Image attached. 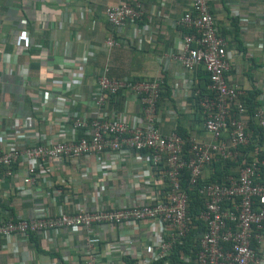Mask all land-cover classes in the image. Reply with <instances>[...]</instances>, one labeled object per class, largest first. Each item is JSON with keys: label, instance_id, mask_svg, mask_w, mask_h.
<instances>
[{"label": "built area", "instance_id": "2783aa9c", "mask_svg": "<svg viewBox=\"0 0 264 264\" xmlns=\"http://www.w3.org/2000/svg\"><path fill=\"white\" fill-rule=\"evenodd\" d=\"M262 10L264 27V0ZM142 14L140 7L130 2H120L106 9L107 20L113 28H123L130 21L142 20ZM176 25L185 32L181 39L182 49L173 54L172 59L187 72L202 66L208 73L209 81L193 78L189 88L193 89L196 109L211 140L184 137L178 129L169 135L162 134L158 117L165 85L163 76L143 80L112 77L106 67L99 74L95 90L90 97L84 98L80 88L85 78V66L93 59L94 52L90 47L80 59L70 57L69 64H63L58 70L61 77H51L48 87L40 89L30 99L46 106L51 94H58L55 101L51 100L52 110L69 116L71 133L60 130L57 136L46 138L35 131L39 127L37 119L15 121L0 128V138L8 143L0 151V169L4 176H14L18 164L26 166L23 183L28 187L22 186L20 193L25 197H42L43 192L37 193L32 187L40 179L46 180L40 172L49 162L102 155L106 160L100 168L107 170L111 169V161L119 157L136 153L142 157L146 153L150 170L159 182L157 194L151 202L138 199L118 208L96 195L93 208L73 203L68 210L54 203V211L50 207H36L33 216L28 218L3 219L0 216V249L17 236L27 238L38 233L47 236L51 231L84 232L88 233L85 264H100V254L94 244L95 237H99L93 233L94 226H134L146 220L155 232V239L148 247V259L143 258L140 264H264V258H260L252 247L253 241L260 243L264 238V94L257 96L262 104L256 107L252 116L263 137V142L253 151L256 158L248 163L241 161L237 175L228 176L227 182L206 181L205 170L214 161H235L242 157L238 147L247 146L251 137L247 130L251 116L245 100L248 91L228 80L227 73L231 69L228 40L219 32L210 0H193L191 10ZM15 37L17 45L30 55V32L20 29ZM105 45L111 49L119 46L113 37L107 39ZM15 60L13 55L6 54L10 73L15 68ZM47 66L54 70L53 61ZM180 77L185 78L184 74ZM118 94L141 103L140 112L130 121L124 119V111H104L109 98ZM67 95L70 99L66 103L67 98H61ZM79 102L97 114L89 116L73 112L72 106ZM80 129L85 131L82 136L78 135ZM226 134L229 135L227 138ZM184 171L189 173V187L198 189L204 200V206L195 218L189 214L190 196L183 186ZM103 187V184H97L95 191L99 190V194ZM198 221L204 222L205 230L195 239L196 249L190 255H183L182 259L178 256L179 262H176L177 245H184L185 239L199 227ZM22 259H25L24 254Z\"/></svg>", "mask_w": 264, "mask_h": 264}, {"label": "crops", "instance_id": "0c3cea01", "mask_svg": "<svg viewBox=\"0 0 264 264\" xmlns=\"http://www.w3.org/2000/svg\"><path fill=\"white\" fill-rule=\"evenodd\" d=\"M120 2L138 5L143 12L142 20L130 21L123 28H113L107 20L106 9ZM192 4L193 0H0V128L15 121L37 119L39 127L35 131L46 138L57 136L60 130L71 133L69 116L52 110V101L58 94H51L52 101L46 106L34 103L30 98L48 87L51 77H61L58 70L63 64H69L70 57L80 59L92 47L94 57L85 66V78L80 88L82 97H90L99 74L106 67L112 77L143 80L163 76L165 85L158 117L162 134L169 135L182 128L188 136L211 140L196 109L193 89L189 88L191 80L198 77V69L187 72L172 59V55L182 49L181 39L185 32L176 23L191 10ZM210 4L219 32L228 40L229 82L247 91L259 89V96L263 95L264 76L256 79L251 76L261 66L264 72L262 0H210ZM22 21H29L27 28L33 37L30 55L15 42ZM110 37L118 42V47L111 49L105 45ZM6 54L16 59L11 73L7 70ZM52 61L54 70L47 66ZM203 73L200 72L202 76ZM64 98L67 103L70 95L61 100ZM108 101L104 111H124L127 121L141 110L140 101L124 94ZM71 110L89 116L97 114L82 102L72 106ZM84 134L83 129L78 131L79 136ZM7 146L8 143L0 138V151ZM147 158L146 153L142 157L137 153L119 157L111 161V169L107 170L100 168L106 160L102 155L49 162L40 172L46 180L42 178L32 187L37 193L43 192L42 197H25L20 193L22 186L28 187L23 183L26 166L16 165L15 175L7 177L0 169V216L3 219L28 218L33 216L36 207L52 208L54 203L68 210L73 203L93 208L96 195L116 208L138 199L151 202L159 182L150 170ZM229 172L237 173L238 167L232 166ZM217 173L215 166L210 165L204 177L207 180ZM100 183L104 187L98 194L99 190L95 191V188ZM92 230L99 237L91 235L96 239L93 240L100 254V264H127V260L140 264L143 258L148 259V247L155 239V232L146 220L134 226L103 225L94 226ZM87 236L88 233L67 231H51L47 236L39 233L27 238L17 236L0 249V264H85ZM255 249L260 258H264V238ZM186 253L182 251L180 259ZM23 254L25 259H22Z\"/></svg>", "mask_w": 264, "mask_h": 264}, {"label": "trees", "instance_id": "16d2710c", "mask_svg": "<svg viewBox=\"0 0 264 264\" xmlns=\"http://www.w3.org/2000/svg\"><path fill=\"white\" fill-rule=\"evenodd\" d=\"M21 26H19V30L20 29H24V30H28L27 26L29 25V21H22L20 22ZM32 49H33V37H32ZM32 52V51H31ZM200 72H204L203 76L202 74H200ZM197 74V78H200L204 81H209L208 79V73L205 71V69L200 66L198 68V70L196 71ZM206 87H204L203 89L205 91H207L205 89ZM259 89H254V91H248V95L246 96L245 100L247 103V108L249 111V116H251L249 122H248V127L247 130L249 132H251V137L249 139V142L247 144V146H240L238 147L241 156L242 157H238L237 160L235 161H214L213 164L216 170L218 171V173L214 176H212L210 179H207L206 181H218V182H227V177L230 176V174L233 175H237L236 172L235 173H230V168L232 166L234 167H238L240 166L241 161H244V163H248L252 160H254L255 155L252 151L255 150V148L257 147V145L261 144L263 142V137H262V130L261 128L257 125L256 120L252 117L254 114V111L256 109L257 106H260L262 104V102L258 101L256 98L257 96H259ZM117 96H121L120 94H118ZM117 96H112L110 98H113V100L115 98H117ZM179 133L186 137L188 135L184 134L183 129L182 128H178ZM233 164V165H230ZM230 167V168H229ZM184 177H183V186L184 188L187 190L189 196H190V208H189V214L191 216H193L194 218L198 216V214L200 213L201 209L204 206V200L201 196V194L199 193L198 189H194V188H190L189 184H188V180H189V173L187 171H184ZM264 179V176H263ZM201 185V184H200ZM203 221H198L197 225L199 226L196 230L192 231V233L185 239L184 241V245H177L176 247V251H175V260L176 262H179V254L182 251L185 252H190V250H195L196 249V243H195V239H198V236L200 235V232H202L204 229L203 226ZM258 246V243H256L255 241H253L252 243V247L255 249V247ZM256 250V249H255ZM174 258V257H173ZM127 264H134L133 261L131 260H127ZM152 264H160V262H153Z\"/></svg>", "mask_w": 264, "mask_h": 264}, {"label": "rangeland", "instance_id": "374dc122", "mask_svg": "<svg viewBox=\"0 0 264 264\" xmlns=\"http://www.w3.org/2000/svg\"><path fill=\"white\" fill-rule=\"evenodd\" d=\"M263 28H264V27H263ZM251 76H252L253 78H255V79L258 78V77H263V76H264V72H263L262 66L259 67V68H257V71L251 73ZM252 152H253V151H252ZM191 251H192V250H190V252H187V254H188V255L192 254ZM189 253H190V254H189Z\"/></svg>", "mask_w": 264, "mask_h": 264}, {"label": "clouds", "instance_id": "9594fccd", "mask_svg": "<svg viewBox=\"0 0 264 264\" xmlns=\"http://www.w3.org/2000/svg\"><path fill=\"white\" fill-rule=\"evenodd\" d=\"M238 168H239V166H238ZM237 174V173H236Z\"/></svg>", "mask_w": 264, "mask_h": 264}]
</instances>
